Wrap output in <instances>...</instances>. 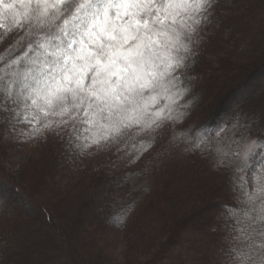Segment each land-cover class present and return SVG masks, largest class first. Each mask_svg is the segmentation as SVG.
I'll list each match as a JSON object with an SVG mask.
<instances>
[{
	"label": "snow or ice",
	"instance_id": "1",
	"mask_svg": "<svg viewBox=\"0 0 264 264\" xmlns=\"http://www.w3.org/2000/svg\"><path fill=\"white\" fill-rule=\"evenodd\" d=\"M216 7L217 0H0V19L8 21L0 46L21 33L0 54V122L31 124L26 140L59 131L71 133L77 148L123 145L132 162L175 128L176 141L215 150L217 166L233 170L230 182L243 193L225 205L228 264H264V137L253 132L264 114H235L237 135L219 145L213 137L228 122L180 127L194 103L187 70ZM10 199L0 186V206ZM130 211L113 219L123 223Z\"/></svg>",
	"mask_w": 264,
	"mask_h": 264
},
{
	"label": "trees",
	"instance_id": "2",
	"mask_svg": "<svg viewBox=\"0 0 264 264\" xmlns=\"http://www.w3.org/2000/svg\"><path fill=\"white\" fill-rule=\"evenodd\" d=\"M239 1L252 8L249 12L247 7L241 8L233 15L237 24L247 28V21L258 22L264 14V0ZM222 59L224 71L219 70L220 74L205 78L187 74L196 81L188 98L194 103L189 118L180 125L191 128L212 122L210 126L217 128L228 122L223 136L217 132L213 137L217 145L225 137L224 142H230L229 132L232 137L237 135L231 127L237 123L235 114H264V22L249 50L239 48ZM253 132L264 137V124ZM51 134L40 136L39 144ZM175 135V128L167 129L142 159L116 164L113 176L119 177L113 178L109 187L99 184L104 170L80 167L82 174L74 177V186L57 192L52 204L44 198L50 197L48 191L62 153L70 148L68 133L59 135L63 149L50 148L47 142L37 147L45 148V159L31 172L30 185L15 178L0 156V173L41 210L40 215L31 217L12 197L0 206V264H64L65 260L72 264H184L183 256L173 257L188 235L214 239L220 252L232 250L223 230L227 223L223 217L230 215L225 205H236L243 196L230 182L233 170L217 166L215 150H193L192 142H178ZM164 186V192L159 191ZM129 205L131 211L123 223L113 219ZM87 209L94 214H88ZM241 227L235 224L232 230ZM252 258L259 260L258 256Z\"/></svg>",
	"mask_w": 264,
	"mask_h": 264
},
{
	"label": "rangeland",
	"instance_id": "3",
	"mask_svg": "<svg viewBox=\"0 0 264 264\" xmlns=\"http://www.w3.org/2000/svg\"><path fill=\"white\" fill-rule=\"evenodd\" d=\"M245 8L246 11H250L252 6L248 5L247 2H241L239 0H217V7L213 9L212 20L203 26L201 33L197 38V43L194 50L193 62L187 70V74L194 76H212L220 74L221 70L224 71L223 56L228 54L230 51L242 48V50H249L252 46L254 36L261 31L264 14L261 18L259 17L258 22L247 21L248 27L243 28L237 24V19L233 17L236 12L241 8ZM237 9V10H236ZM252 22V24H250ZM8 21L6 19H0V34L4 30V25ZM21 36L20 32L12 33L6 40V42L0 46V54H3L7 49ZM235 37V40L233 38ZM228 38V39H227ZM230 40L226 42L225 40ZM220 70V71H219ZM207 78V77H206ZM32 125L28 123L14 124L8 122V118H4V122H0V156L1 161L10 169V172L18 180L24 181L26 185L32 184L30 181V174L36 170L40 163H43L44 159L42 155L45 154V148L40 144L47 142V146L50 148H65L60 142L61 132L51 131L49 140L44 143H40L37 140L40 137L34 139H24L25 130L31 128ZM19 128V131H17ZM71 133H68L70 137ZM69 139V138H68ZM54 141V142H53ZM57 141L58 144H55ZM69 144V140H67ZM46 145V144H45ZM49 149V148H48ZM121 146H109L107 148H101L97 145L91 149L77 148L74 145H70V148L62 153L61 163L57 167L56 174L52 180L51 187L49 189L48 196L45 197L46 203H51L57 192H66L69 187L74 186V177L80 176L82 173L78 171L80 167L87 166L88 168H96L98 171L104 170L102 181L100 185H108L109 187L113 178L119 176H113L118 166L116 164H122L124 161L125 150ZM41 154H40V153ZM58 154V153H57ZM55 154V156H57ZM41 156V157H40ZM41 158V160H40ZM45 163V162H44ZM37 164V165H36ZM48 166V165H46ZM118 171V170H117ZM102 172V171H101ZM175 172V171H174ZM106 173V174H105ZM176 176V175H175ZM173 177V176H172ZM93 179V175L91 177ZM175 179V177H173ZM120 181V179H118ZM29 182V183H28ZM114 182H112L113 184ZM170 184V183H169ZM0 186L3 190L10 193L13 199H16L17 203L24 209V211L31 217H37L40 215L41 210L38 203H35L28 196L22 194L18 187L10 182L6 177L0 173ZM30 187V186H29ZM103 188V187H102ZM164 187L160 188L164 192ZM104 189V188H103ZM97 191L98 187H97ZM161 196V194H158ZM158 202V201H157ZM52 204V203H51ZM88 214H94L90 209L86 211ZM1 217V214H0ZM0 225V229H1ZM2 230V229H1ZM49 234H51L49 232ZM195 235H188L187 240L178 246L174 252L173 260L177 259L178 256H183L184 264H228L229 254L231 250L221 251L215 245L214 239H195ZM107 236L102 237L105 241ZM258 237L254 236V239ZM207 241V242H203ZM219 247V246H218ZM203 248L206 252H201ZM259 248L256 249L254 256L259 257ZM178 255V256H177ZM206 261L204 257H207ZM72 260H65L64 264H72Z\"/></svg>",
	"mask_w": 264,
	"mask_h": 264
}]
</instances>
